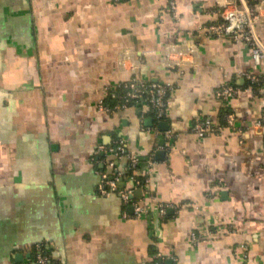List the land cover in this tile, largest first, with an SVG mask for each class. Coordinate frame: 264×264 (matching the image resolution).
<instances>
[{
    "label": "crops",
    "instance_id": "0c3cea01",
    "mask_svg": "<svg viewBox=\"0 0 264 264\" xmlns=\"http://www.w3.org/2000/svg\"><path fill=\"white\" fill-rule=\"evenodd\" d=\"M231 1L0 0V264L39 251L55 264H264V58L202 30ZM135 76L172 87L164 117L113 95ZM226 83L240 92L222 100ZM228 112L241 131L193 130ZM122 140L135 168L97 152ZM150 168L147 214L98 189L102 172L129 188Z\"/></svg>",
    "mask_w": 264,
    "mask_h": 264
},
{
    "label": "built area",
    "instance_id": "2783aa9c",
    "mask_svg": "<svg viewBox=\"0 0 264 264\" xmlns=\"http://www.w3.org/2000/svg\"><path fill=\"white\" fill-rule=\"evenodd\" d=\"M120 1V0H113ZM169 10L174 18L180 17L177 11V5L175 1L169 3ZM223 20L204 25L202 30L211 33L215 36H228L233 41L246 42L251 46L253 61L257 64L264 58V41L259 35L255 20L258 16V7L253 0H232L228 5L222 9ZM189 39L194 38V34H189ZM245 75L254 83L257 82L255 75L251 73H245ZM172 89L171 86L160 84L158 82H146L139 77H133L128 82L124 83L118 93L113 95L117 97L121 105H128L135 101H144L152 106L158 118L165 116L168 107V93ZM240 88L234 84L226 83L218 90V97L222 100H228L238 95ZM100 108L104 110H111L104 102H101ZM258 126L264 125V115L260 121L256 123ZM225 128H231L239 130L237 126L236 116L232 112H228L221 120H213L211 117H198L193 125V130L200 136H204L208 133H219ZM117 151L120 154H127L130 158L133 168L139 163L138 153L134 150H130L125 145L124 141L117 143L116 148L105 149L99 146L98 151ZM152 165V163H151ZM152 168L148 169L144 173V178L139 179L133 176L134 185L129 188H122L119 186V177L110 178L106 172L101 173V181L99 184V191L104 195H110L112 193H118L125 205L126 216H140L144 213L151 211L150 207L144 205L142 200L137 198V191L142 186L144 189L148 187L150 183V177ZM132 208V211H130ZM161 213H166V207H161ZM129 212V213H128ZM34 264H55L50 260V257L44 252L39 251L35 256Z\"/></svg>",
    "mask_w": 264,
    "mask_h": 264
},
{
    "label": "water",
    "instance_id": "95a60500",
    "mask_svg": "<svg viewBox=\"0 0 264 264\" xmlns=\"http://www.w3.org/2000/svg\"><path fill=\"white\" fill-rule=\"evenodd\" d=\"M140 194H141V190H138L137 195H140ZM130 211H132V208H130Z\"/></svg>",
    "mask_w": 264,
    "mask_h": 264
}]
</instances>
